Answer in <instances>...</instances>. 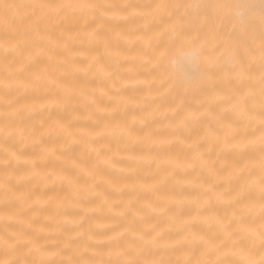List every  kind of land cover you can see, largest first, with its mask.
I'll return each mask as SVG.
<instances>
[{
  "label": "clouds",
  "instance_id": "9594fccd",
  "mask_svg": "<svg viewBox=\"0 0 264 264\" xmlns=\"http://www.w3.org/2000/svg\"><path fill=\"white\" fill-rule=\"evenodd\" d=\"M157 5L164 7L158 9ZM249 9L262 13L259 31L248 26L249 19L244 13ZM113 13L120 18L112 16ZM169 25L172 27L168 28ZM92 30L98 37L107 38L110 46L119 43L117 33L127 35L134 40L138 56L148 57L147 61L138 59L133 62L135 76L145 80L129 96L131 101L138 103H129L126 109L117 108L115 112L97 111L98 107L112 108L116 101L108 97L124 95L125 89L108 87L106 81L90 79L89 73L76 71L73 67L75 64L86 65L87 57L93 54L103 60L102 42H88L86 33ZM69 35L73 39L65 48L62 45ZM136 36L151 38V45L146 48L143 40H135ZM93 47L99 51L90 52ZM81 51L86 55L71 54ZM261 52H264V0L251 4L246 0H0V160L8 161L6 165H0V177L6 178L9 172L13 173L5 170L9 162H12L13 168L23 165L25 173L29 170L26 160L34 162L35 167L37 160L47 158L66 161L64 153L74 144L80 145L83 152L92 158L90 166L99 169V158L86 149L87 140L84 137H78L79 143H72L71 137L64 132H44L55 121L47 124L41 121L39 127L24 122L35 113L67 110L71 119L62 123L74 134V130L80 128L74 126L77 122L92 121L98 127L90 129L97 131L106 122L115 121L113 117L119 112L126 114L119 119L123 126L128 127L129 118L135 116L137 121L131 124V130L139 135L150 131L152 137L159 141L155 144L140 142L142 153L154 159L150 164L142 162L137 171L153 179L167 175L165 183L156 189L160 194L182 197L190 188H195L197 196L202 194L209 200L208 206L200 210L201 216L217 217L222 221L221 224L214 220L193 222L180 232L166 229L152 245L133 239L128 234L118 241L98 239L101 242H97L89 240L87 232L80 237L66 238L63 232L45 235L31 227L35 235L10 233L13 237L10 239L4 234L7 222L4 220L0 222V264H264V227H261L264 225V213H258L256 209L240 211L244 203H253L257 207L264 203V194L253 189L247 199L224 205L218 203L212 193H202L195 187L212 182V178L198 165L175 171L163 165L156 168L157 160L169 156L182 158L184 153L191 152L187 145L202 136L205 130L214 128L213 116L220 115L236 130L232 142L245 145L242 151L221 153L222 158L235 161L239 166L247 165L233 183L242 182L250 176H264V138H260L264 125L257 124L255 119H237L231 112L222 113L219 103L208 102L209 97L219 94L230 98L224 101L230 103L237 94L243 95L251 89V94L245 98V112L257 118L264 115L260 107L264 103V78L260 76L259 63L252 65L249 60L250 56H259ZM38 57L46 58L47 63L38 71H28L29 65ZM127 63L105 64L112 74L109 79L114 84L118 83L117 77L124 76L121 69ZM181 63H186L191 71H179ZM234 67L245 69V79L230 76ZM34 73H40L41 79H35ZM80 75L95 80V86L76 83V77ZM97 86L106 87L107 95L97 96L92 91ZM30 90L44 93L45 98L16 103L17 97ZM85 95L93 96V100H85ZM98 98H103L104 103H100ZM187 111L198 115L179 125ZM226 114L231 118L226 119ZM140 119L144 120L143 124L139 123ZM196 126L202 128L201 133L190 137L191 129ZM14 129H21L23 134L13 131L9 135V130ZM140 129H143L142 133ZM47 135L62 137V143L59 146L42 145L40 154L33 159H26L5 144L9 138L25 144H40L41 137ZM102 138L109 145V150L129 152L134 148L123 134L110 136L105 133L91 142L96 143ZM249 139L255 142L248 143ZM174 145L177 151H168ZM198 147L205 150L207 144L202 141ZM44 148L55 151L45 156ZM11 153L21 158L19 163L11 159ZM205 158L209 160L210 167L218 168L215 150L205 151ZM73 162L83 164L75 159L67 161L75 170L73 175L68 176L76 177L79 182L80 175L77 176L78 169ZM113 163L119 161L114 158ZM36 179L26 184L36 182ZM190 179L194 183H179ZM12 181L5 179L7 184ZM224 187L223 183L216 185L217 190ZM10 195L7 189L0 190V202L10 199ZM225 195L229 196L231 192ZM69 198L73 203L77 202L71 193ZM233 209L236 210L235 216L232 215ZM18 210L21 216L28 209L20 204ZM192 211L195 212L194 207ZM156 220L157 229L167 223L164 216ZM144 222L148 221H141L132 231H143ZM194 224L200 229L194 230ZM102 233L93 231L92 235L98 238L107 235ZM193 234L196 239H193ZM151 235L152 232L145 233L146 237ZM171 241L179 242L165 246ZM241 241H245L248 247L241 246ZM86 248L95 249V252L85 251Z\"/></svg>",
  "mask_w": 264,
  "mask_h": 264
},
{
  "label": "bare ground",
  "instance_id": "6f19581e",
  "mask_svg": "<svg viewBox=\"0 0 264 264\" xmlns=\"http://www.w3.org/2000/svg\"><path fill=\"white\" fill-rule=\"evenodd\" d=\"M258 0H246V3H257ZM244 15L249 19V28L256 31L260 30V18L262 13L259 10L249 9ZM69 30L72 27L69 26ZM98 48L93 47L90 52H97ZM104 52V51H103ZM138 60V53L135 48L133 39H120L119 43H114L110 47L108 54H104L103 60L93 54L87 57L86 65H92V71L89 72V78H96L98 81H106L108 87L125 89V94L121 95L126 100H130L129 96L139 89L142 83L139 81L143 78H137L133 70V62ZM127 61L128 63L121 72L124 73L123 77H117L118 83L114 84L105 73L109 71L106 69L105 64ZM47 63L46 58L38 57L32 64L29 65L28 71H38L40 67ZM81 67L85 65H80ZM179 71H191L186 63L178 65ZM76 83L80 85L95 86V80H89L83 75L76 77ZM115 85V86H114ZM92 91L97 96H106L107 88L104 86L93 87ZM50 94V93H49ZM45 98V94L34 90L26 91L23 95L17 97L16 103H30L32 101ZM85 100L91 102L93 96L85 95ZM109 99V97H108ZM100 103H104L103 98H98ZM101 108V107H99ZM123 108V106H121ZM104 109V108H101ZM111 109V108H110ZM106 109L101 112L109 111ZM110 112V111H109ZM126 114L117 112L112 122H106L107 127H103L97 131H92L90 128L98 127L92 121L77 122L74 126L80 127L74 130V137L76 143H79L78 137H84L87 143L84 145L89 152L98 157V163L101 166L97 169L92 163V158L83 152L78 144H74L71 148L64 153L66 161L47 158L36 161V167L39 168V176L36 182L32 183H19L15 181L10 182L11 189L17 193L28 192L29 200L19 201L13 199H6L0 202V218H7L4 227V234L8 238H13L10 233H23L25 235H35L31 228L37 232L49 235L63 232L66 238H76L82 236L85 232L88 237H93V241L98 239H106L108 236H115L118 233H124L126 229L132 231L133 227L141 221H148L142 224V227L155 225L158 218L156 214L151 211V206L158 202L151 198L150 189L157 183L150 175L143 172H138L137 169L143 162L142 157L146 154L142 153L140 142L132 143L134 148L129 152H122L117 150H109V145L104 143L105 139L102 138L96 143L91 141L97 137L103 136L105 133L108 135H119L120 124L119 119H123ZM226 119H230V115L226 114ZM71 117L67 110L53 109L51 112L35 113L25 124L34 123L39 127V122L47 124L53 121L66 122ZM137 121V117H135ZM133 116L129 118L131 123ZM141 120V119H140ZM139 120V123H140ZM202 128L199 126L193 127L190 132V137L199 135ZM97 132L103 134L97 135ZM143 132V129H140ZM144 135H140L143 138ZM157 139L158 138H153ZM62 143V137L55 135H47L41 137L40 144H25L23 142H16L9 138L5 141L6 146L10 147L13 151L19 152L26 159H33L40 154L42 145L45 146H59ZM144 143H148L147 140ZM63 147V145H61ZM52 148H50L51 150ZM168 151L176 152L177 146H171ZM247 155V154H246ZM174 157V156H173ZM119 163H113V159ZM231 159V155L228 157ZM75 159L81 165L82 172L80 174L79 184L75 189L60 183L56 177L61 174L73 175L75 170L69 166L67 161ZM110 162L112 165L109 167L105 162ZM133 161L135 163H133ZM6 171L11 170L14 175H21L25 168L23 165L13 168L12 162L6 166ZM60 170V171H59ZM91 173V175H88ZM51 175V179L43 180V177ZM162 178V177H161ZM55 181V183H54ZM191 184L194 183L193 180ZM95 185V188H91ZM98 186V187H97ZM78 191L79 196H74ZM69 193L75 199L83 200L77 206L73 200L69 198ZM135 194V196L133 195ZM138 197V199H136ZM186 200H196L197 195L195 188H190L188 193L184 195ZM167 206V201H161ZM131 203L132 207L140 210V216L133 219L131 213L126 212V208ZM20 204L28 210L18 215ZM124 212V215L119 213ZM183 220H190L198 222L196 213L192 211L190 206H186L183 212ZM5 219H0L3 222ZM183 220L176 221V226H182ZM50 225L51 227H46ZM31 227V228H29ZM169 225L165 224L161 230L168 229ZM194 230H199L200 226L193 225ZM93 231L103 232L107 234L103 237H96L92 235ZM43 240V237H40ZM123 243V241H121ZM241 246L248 247L245 241H241ZM51 247V245H49Z\"/></svg>",
  "mask_w": 264,
  "mask_h": 264
},
{
  "label": "snow or ice",
  "instance_id": "6c2138e0",
  "mask_svg": "<svg viewBox=\"0 0 264 264\" xmlns=\"http://www.w3.org/2000/svg\"><path fill=\"white\" fill-rule=\"evenodd\" d=\"M163 5H157L158 9H162ZM112 16L116 18H120L118 14H111ZM172 26L169 25L168 28H171ZM88 42L91 43H100L102 42L103 51L104 54H108L110 51V45L107 40V38L104 37H98L96 35V31L92 30L86 33ZM118 39H131L127 35H122L121 33L116 34ZM73 37L69 35L67 39L63 42V47H68V42L72 40ZM135 40H143L144 46L147 48L151 45V38L145 39L143 36H136ZM55 43V42H53ZM72 55H80L85 56L86 53L81 51L78 53H71ZM138 59L140 61H147L148 57L144 55H139ZM250 64L255 65L259 63V66L261 68L260 76L264 78V52H261L259 56H250L249 57ZM76 71L79 72H85L89 73L92 71L93 66L92 65H85L83 67L80 66V64L73 65ZM34 78L39 80L41 79L40 73H34ZM112 74L110 72L105 73L106 77H110ZM226 76L229 75V73H225ZM230 76L232 78L243 80L246 77V71L243 67H234V70L231 72ZM139 83L144 84L145 80L139 81ZM115 86V85H114ZM251 94V89H248L244 92L243 95L237 94L234 99H231L230 103H224L225 100H228L230 98L221 96L219 94L209 97L208 102L209 103H219L220 104V112H231L234 113L237 119H245V120H252L255 119L256 123L259 125H264V115H261L260 117H252L248 116V114L245 112L244 109V102L245 98ZM109 99H114L116 101V104L109 110L110 112H115L117 108H121L123 106L124 109H126L127 105L129 103H138L137 101H131L126 100L122 96L117 97H109ZM50 103H55V101H51ZM261 110L264 111V103L260 105ZM29 110H31V107H29ZM106 109L97 108V111L101 112ZM148 115H151L149 113ZM198 115V113L193 111H187L184 114L183 119L179 121V125H183L186 120H191L195 118ZM78 118V117H77ZM213 119L215 121V127L209 128L205 130L202 136H199L198 138L194 139L192 143L188 144L187 147L189 149H192L191 152H187L183 154V157H173L169 156L163 160H157L156 162V168L159 169L161 165L170 168L172 171H175L177 169L179 170H187L192 169L199 166V168L206 171L207 175L212 178V182H209L207 184L200 183L195 185V187L202 190V193H212V196L215 198V200L218 203L224 204V205H231L235 202L242 201L247 199L248 194L251 192V190L256 189L260 194H264V176L256 177V176H250L246 179H243L242 182L233 183L234 178H238L240 174L244 171V168L247 167V165L239 166L236 164L235 161H229L228 159L222 158L221 153L231 152L233 150L242 151L245 147V145L241 142H232L234 136H235V129L232 127L231 124L225 123V121L221 118L220 115L213 116ZM136 119L135 116H133V120L130 123L128 127H125L122 125L119 127V134H123L126 136L127 140L130 143H136V142H144L145 140L148 141L147 144H155L159 141L157 139H153L151 132H146L143 136V138L140 137L139 134L133 132L131 130V124H135ZM144 120H140V124H143ZM107 127V124L105 123V126ZM15 131L18 134H23V131L21 129H14L9 130L8 134L11 135ZM45 133H57V132H64L65 135L71 137V142L76 143L75 137L73 135V132L69 129H67L66 124L55 121L54 125H49L47 128L44 129ZM103 134L102 132H97V135ZM264 138V132L261 133V137ZM205 142L207 144V148L205 150H201L198 145L201 142ZM254 139H249L248 143H254ZM215 150V155L218 160V168H213L209 166V160L205 158V151L212 152ZM55 150L50 148H44L43 152L46 155L53 153ZM11 159L15 160L17 163L20 162L21 158L17 156L15 153L10 154ZM143 162L145 164H150L152 159L154 157L146 155L142 157ZM8 163L7 160H0V165H6ZM26 164H29V170L25 173H22L21 175H14L13 173L9 172L7 174V177H0V190L7 189L8 192H10V199L21 201V200H29V193L28 192H20L17 193L11 189L10 184H7L5 182V179L7 180H14L17 184L19 183H26L31 181L33 178H36L39 176V172L37 171V168L35 167L34 162L32 161H25ZM109 167L112 165L110 162H105ZM73 165L78 169L79 176L82 172L81 165L75 164L73 162ZM88 175H91V173H88ZM162 177V178H161ZM160 179H154L157 181V183L149 190L151 194V198L158 203L151 206V211L153 214H156L158 217L164 216L165 220L167 221L166 224L169 225L168 229H175L177 232H180L185 226L190 225L193 223V221L190 220H183V215L181 214L186 206H190L191 208L194 207L195 213H196V219L199 221H205L208 222L209 220H214L215 223L221 224L222 221L217 217H209V216H201L200 210L208 206L209 200L206 197H203L202 194L200 196H197L196 200H186L184 196H177L175 194H160L156 191L158 186L165 183L167 175L161 176ZM43 180H49L51 179V175L47 177H43ZM56 179L60 183H65L69 186V188L75 189L76 186L79 184L77 182L76 177L68 176L63 173L59 174ZM55 183V181H54ZM179 183H188L191 184V181H179ZM220 183H223L225 187L222 190H217L216 185H219ZM91 188H95V185H91ZM231 192V195L226 196L225 193ZM135 196V194H133ZM74 196H79V192L76 191L74 193ZM138 199V197H136ZM77 202L74 203L77 206L79 205V200L75 199ZM161 201H167V206H165V203H162ZM253 209H256L258 213H264V203H261L258 207L257 205L253 203H244L243 206L240 208V211L243 212H251ZM128 213H131L133 219L140 216V210L138 208L132 207L131 203L125 210ZM120 215H124V212L119 213ZM232 215H236V210L233 209ZM0 219H7V218H0ZM183 220L182 226L177 227L176 221ZM261 227H264V225H261ZM152 232V235L150 237H146L145 233ZM163 230L157 229L156 225L146 226L143 227V231H129L128 229L125 230L124 233H118L115 236H108L106 240L109 241H118L120 240L125 234L130 235L133 239L136 240H142L145 244H152L155 245L157 242L158 237L161 236ZM89 240H92L93 237L89 236ZM193 239H196L195 234H193ZM97 242H101L97 240ZM179 241H171L166 242L165 246H168L169 243H178ZM34 247H37L36 245H33ZM85 251L89 252H95V249H88L86 248ZM119 254V253H118ZM42 255H52V253H42Z\"/></svg>",
  "mask_w": 264,
  "mask_h": 264
}]
</instances>
